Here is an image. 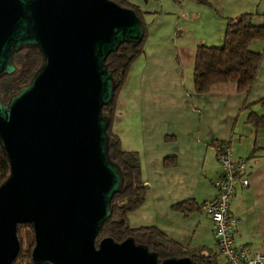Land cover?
Segmentation results:
<instances>
[{"label": "water", "instance_id": "water-1", "mask_svg": "<svg viewBox=\"0 0 264 264\" xmlns=\"http://www.w3.org/2000/svg\"><path fill=\"white\" fill-rule=\"evenodd\" d=\"M143 36L136 13L111 0H0V78L25 47L42 58L27 85L0 101V147L9 175L0 185V264H12L17 225H30L36 264H195L160 261L132 238L98 232L123 185L108 155L113 97L105 61Z\"/></svg>", "mask_w": 264, "mask_h": 264}, {"label": "crops", "instance_id": "crops-1", "mask_svg": "<svg viewBox=\"0 0 264 264\" xmlns=\"http://www.w3.org/2000/svg\"><path fill=\"white\" fill-rule=\"evenodd\" d=\"M163 2L171 4L164 20L173 24L171 39L160 45L149 42L156 47L145 49L131 65L112 124L122 149L138 155L146 190L128 221L134 228L154 226L185 248L217 252L213 224L200 205L216 198V145L222 143L234 160H246L249 179L229 205L239 219L234 244L250 255L264 254V129L246 121L250 111L264 115L261 105H253L264 99V57L246 93H237L233 84L215 86L207 94L193 91L197 46L221 45L226 18L257 14L252 23L264 25V0ZM181 16L187 19L186 36L176 26ZM263 48V42L251 44L253 51ZM183 203L191 211L176 208Z\"/></svg>", "mask_w": 264, "mask_h": 264}, {"label": "trees", "instance_id": "trees-1", "mask_svg": "<svg viewBox=\"0 0 264 264\" xmlns=\"http://www.w3.org/2000/svg\"><path fill=\"white\" fill-rule=\"evenodd\" d=\"M121 7L132 9L140 20L143 36L138 43H124L110 54L105 61L106 68L112 73L113 97L102 108V115L108 120V155L110 161L121 171L123 185L111 200V216L104 223L96 237L95 245L103 238H111L120 243L132 238L137 245L145 246L155 253L160 261L170 258L188 257L195 264H221L218 252H201L200 249H188L166 236L154 226L134 228L128 216L137 210L145 200L146 190L142 180L140 159L135 152H126L121 147L119 137L113 132L112 124L121 91L126 83L129 69L145 51V23L128 0H111ZM257 14L243 13L225 19V30L221 45H198L193 66V91L195 94H207L213 87L233 84L237 93L249 91L256 79L257 72L264 57L262 51H253L254 41L264 43V25H254ZM261 16H264L261 15ZM16 70L11 75L0 78V101L5 105L9 98L27 85L41 65L42 58L36 48L25 47L15 52L12 57ZM259 104L264 108V99ZM247 123L255 129H264V115L253 112L247 115ZM217 147L224 144L219 143ZM9 175V164L0 147V185ZM177 209L189 212L193 208L188 203L176 206ZM17 237L20 249L12 264H36L32 261L34 247L33 230L30 225H17Z\"/></svg>", "mask_w": 264, "mask_h": 264}, {"label": "built area", "instance_id": "built-area-1", "mask_svg": "<svg viewBox=\"0 0 264 264\" xmlns=\"http://www.w3.org/2000/svg\"><path fill=\"white\" fill-rule=\"evenodd\" d=\"M216 161L220 167L219 177L213 182L216 198L200 205L213 224L217 252L225 264H264V254L250 255L247 248L234 244V234L239 219L230 214L229 205L237 188H246L249 179L245 176L246 160H234L228 146L216 148Z\"/></svg>", "mask_w": 264, "mask_h": 264}, {"label": "rangeland", "instance_id": "rangeland-1", "mask_svg": "<svg viewBox=\"0 0 264 264\" xmlns=\"http://www.w3.org/2000/svg\"><path fill=\"white\" fill-rule=\"evenodd\" d=\"M131 4L136 6V10L142 16L143 21L145 23V49L153 50L155 45H151L149 42H153L152 44L160 45L166 44L167 40L171 39L170 36V28L173 27V24H169L168 22H164V20H168L167 11L171 8L164 3V0H128ZM187 19H184V16L180 17L178 25H176L179 29L182 30L185 36L189 32L185 24ZM160 41H157L159 40ZM159 42V43H158ZM261 42V41H259ZM149 43V44H147ZM147 44V47H146ZM220 263L223 264L222 258H220Z\"/></svg>", "mask_w": 264, "mask_h": 264}]
</instances>
